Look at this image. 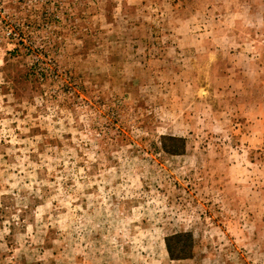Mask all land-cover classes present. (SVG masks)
<instances>
[{
  "label": "rangeland",
  "instance_id": "obj_1",
  "mask_svg": "<svg viewBox=\"0 0 264 264\" xmlns=\"http://www.w3.org/2000/svg\"><path fill=\"white\" fill-rule=\"evenodd\" d=\"M0 264H264V0H0Z\"/></svg>",
  "mask_w": 264,
  "mask_h": 264
},
{
  "label": "trees",
  "instance_id": "obj_2",
  "mask_svg": "<svg viewBox=\"0 0 264 264\" xmlns=\"http://www.w3.org/2000/svg\"><path fill=\"white\" fill-rule=\"evenodd\" d=\"M166 141H175V142H179L178 140H174V139H172V138H167V139H165ZM169 154H173L174 152L172 151V152H168ZM183 237H187V234L185 235V234H180V235H176V236H173V237H171V239H169V240H166V244H165V247H166V250H167V253H168V255H169V257L170 258H172L173 260H178L179 259V256H175V255H178L179 253H181V251H184V249L185 250H189V248H190V246L188 247V245H185V246H182V244L181 243H183V242H179V239L180 238H183ZM171 240H176V241H178V242H176L175 244L176 245H181V246H177V248H178V252L177 253H175L174 254V251L172 250V248H171V246H170V241ZM184 247V248H183Z\"/></svg>",
  "mask_w": 264,
  "mask_h": 264
}]
</instances>
